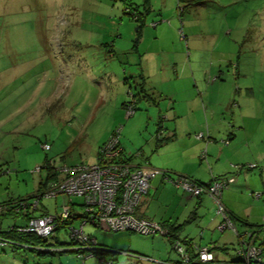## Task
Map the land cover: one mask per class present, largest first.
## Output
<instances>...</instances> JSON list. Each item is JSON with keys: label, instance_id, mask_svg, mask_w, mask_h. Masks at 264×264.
Masks as SVG:
<instances>
[{"label": "rangeland", "instance_id": "374dc122", "mask_svg": "<svg viewBox=\"0 0 264 264\" xmlns=\"http://www.w3.org/2000/svg\"><path fill=\"white\" fill-rule=\"evenodd\" d=\"M143 88L159 105L142 96ZM134 97L136 110L129 116L125 104ZM203 97L209 114L226 117L232 110L223 104L231 99L240 121L243 99L255 98L252 114L258 121H246L249 138L242 130L241 139L262 145L264 0H206L191 6L179 0H0V228L22 224L6 217L2 204L20 199L34 204L48 188L51 170L45 163L60 180L65 166L95 163L100 146L119 131L126 152L143 160L142 150L153 154L159 116L163 126L168 123L171 100L181 102L184 111L197 112L196 98ZM253 153L261 155L254 163L234 167L251 172L255 165L259 181L264 152ZM260 183L264 187V179ZM234 184L224 190V204ZM251 187L253 195L246 189L245 198H238L236 191L231 203L239 212L254 209L263 221L264 201L253 199L259 193L264 199V189ZM68 200L83 213V199L64 195L42 196L35 213L40 216L42 208L60 213ZM214 207L208 221L219 217L218 204ZM80 225V220L73 223ZM84 231L117 252L106 258L120 264H131L126 253L146 259L139 250L149 252L158 237L90 224ZM226 232L238 239L232 230ZM220 234L217 228L215 237ZM70 243L67 229L59 228L45 241L0 244V264H83L67 250ZM171 249L179 256L174 245ZM235 250L224 254L223 264H239ZM84 264L99 263L90 258Z\"/></svg>", "mask_w": 264, "mask_h": 264}, {"label": "crops", "instance_id": "0c3cea01", "mask_svg": "<svg viewBox=\"0 0 264 264\" xmlns=\"http://www.w3.org/2000/svg\"><path fill=\"white\" fill-rule=\"evenodd\" d=\"M205 99V97H203V100L196 98L197 112L190 109L184 111L181 102L174 100L175 104H172L171 100L170 105L172 107L170 109L172 111L167 112V116H165L168 119V123L166 126L162 124L163 135L159 133L161 132L160 130L156 136L154 135V141H151L152 144L148 142V145L150 146L151 144L152 146L151 151L153 154L147 156L142 150L139 156H142L143 160L138 161L135 156L129 155L130 153L128 154L124 149L125 153L129 155L130 163L133 166L168 171L170 177L185 175L197 181L209 183L214 179L219 180L235 176L236 187L234 188L236 190L233 188L227 193V200L225 199L227 203L225 204L223 203L224 199H222L225 196L223 191L221 202L230 214L238 218L234 219L236 225L243 231H251V225L259 226L264 223V220L260 221L263 216L254 215V209L249 212H239L233 207L231 202L236 191L240 194L238 198H245L243 193L246 189L251 191V195L254 194L251 186L261 190V193L264 189L261 186L262 183H260L264 178L258 181V177L254 173V170L259 168H250L251 172H249L247 168L237 169L234 167L254 163L261 156L254 155L253 152L255 150L264 152V142L262 145L258 142L252 144V139L250 141L241 139L242 130L246 131V136L249 138L246 130L248 128L246 121H258L255 115L252 114V103L255 104V98H242L244 101L239 111L241 121L238 119L235 109H232V107L235 108V105L231 99L223 104L224 109L232 110L228 117L225 114H209ZM148 100L154 105H159L158 101L151 99V97ZM246 105L247 109H245ZM248 105H250V109ZM157 124L158 131L160 126L159 119ZM260 124L264 126V123L260 122ZM197 133H203V139H197L194 136ZM160 134L162 135L161 138H165L166 141L161 143L157 141V137ZM256 145L258 146L256 147ZM261 177H264V174ZM253 200L254 202L264 201L263 197ZM215 203L218 204L213 197L206 194L199 197L187 194L172 183L167 182L164 175L157 173L151 182L148 194L138 208L137 215L160 223L164 227L165 232L161 235H150L158 237L152 240L153 247L149 252H144L145 254H143L144 249L139 250L137 248V250L141 251L140 255H143L146 259L140 260L125 255L128 258L127 260H130L131 264H182L181 257L175 253L174 255L172 254L174 250L171 249V246L174 242L173 239H175L186 245L189 253L195 250V247L212 248L214 260L210 264L227 263L224 262V258H226L224 254L229 255L231 247L234 248L236 246L239 248L240 245L238 244H240V241L235 235H228L226 231L229 230L227 229L221 231L220 236L215 237V230L222 222L221 216L218 214L219 217L210 219V221L207 220L210 212L215 209ZM193 223L196 225H193ZM257 243L264 245V236L260 237V233L257 236ZM98 244L101 246L100 243ZM103 247L109 253L114 252L109 246ZM236 252L237 250H235L234 254ZM234 258V262L248 264L238 254ZM95 259L99 263V259ZM115 262L120 264L117 260Z\"/></svg>", "mask_w": 264, "mask_h": 264}, {"label": "built area", "instance_id": "2783aa9c", "mask_svg": "<svg viewBox=\"0 0 264 264\" xmlns=\"http://www.w3.org/2000/svg\"><path fill=\"white\" fill-rule=\"evenodd\" d=\"M127 107L130 116L136 110L135 97L133 102H128ZM120 137V131L114 133L110 140L99 148L95 163L65 166L60 169L62 173L60 180L51 184L41 195L37 196L36 203L30 204L31 209L37 211L42 196L57 198L59 195H64L68 198L83 199L81 225L75 227L71 224L66 227L70 238L78 244L75 251L83 264L87 259L94 257L95 250L103 249L96 239L84 231V227L88 224L106 231H130L145 236L165 232L160 223L137 215L138 208L148 194L151 182L157 173L164 175L167 182L191 196L199 197L206 194L213 197L219 205L217 213L222 217L218 228L221 231L232 230L240 241L237 254L248 264H264V246L257 243L255 239L257 233L238 230L231 214L221 202L223 191L236 182L235 176L214 179L211 183L202 185L189 176L170 177L164 171L133 166L124 161V150ZM203 137V133L196 136L197 139H203ZM43 148L49 150L50 146L44 144ZM251 167L253 169L255 165ZM259 196V194L256 195L257 198ZM4 210L6 211L5 208ZM71 210V200H68L60 213L47 212L40 216L36 215L28 221L27 225L19 227L18 231L43 238L49 237L57 231L63 221L70 219ZM260 230H264V224L261 225ZM0 244L5 246L8 241L0 240ZM173 245L181 257L182 264H197V262L208 264L214 260V254L209 247H195L198 257L192 261L186 245L180 240H175ZM126 255L136 257V254L126 253ZM99 264H114V262L102 261Z\"/></svg>", "mask_w": 264, "mask_h": 264}, {"label": "trees", "instance_id": "16d2710c", "mask_svg": "<svg viewBox=\"0 0 264 264\" xmlns=\"http://www.w3.org/2000/svg\"><path fill=\"white\" fill-rule=\"evenodd\" d=\"M205 1L206 0H179L180 3L183 2V3H185L188 6H191L194 3H197V4L203 3ZM138 19H140V17ZM141 93H143V95H142L143 97H147L148 96V97H151V99L155 100L154 97H152L151 95H149V94L146 93L145 88L141 89ZM136 96H139V94L136 95ZM127 105H128V103L126 102L125 107H127ZM162 123H163V118L160 117L159 118V125L160 126H159V130L157 131V134L162 129ZM161 136L162 135H160V136L157 137V139H158L157 141H159V143L166 141V139L165 138H161ZM120 141H121V139H120ZM123 150H124V148H123ZM123 153H124V155H123L124 156V161L127 162V163H130L129 155H127L125 153V150H124ZM45 167L49 168L51 170V172H50V174L47 177L46 184L45 183H42L41 184L40 190H39L40 192L45 187H49L50 186V182L56 183L57 181H59V177L57 176L56 171H53L52 170L53 168L50 167V164L49 163H45ZM164 173L168 175V171H164ZM51 179H52V181H50ZM197 182L199 184H202V185H207V184L211 183V182H209V183H203V182H200V181H197ZM53 183H51V184H53ZM44 184H45V187L43 188V185ZM28 200L29 199H20V200H14L13 202L12 201L5 202L4 204H2L4 206L3 208L6 209V211H4V215L6 217L7 216L13 217L12 219H15V220L16 219L20 220L21 223H22V225L20 227H24L25 225H27L28 221L31 218H33L34 216H36L35 210H32L31 209L30 203H29L30 200L29 201ZM71 204H72V210H71V214H70V219H68L66 221H63L62 225H60V227H58V229L59 228H66L67 226L73 224L75 221H78V220L81 221V218L83 217V214L82 213H79L77 211V209L75 207L76 204H74L73 202H71ZM40 210L42 211L41 214H44V213H47L48 212V211H46L45 208H42ZM231 217L233 219H235V220L237 218V217L235 218L234 215H232V214H231ZM251 226H252V229L253 228H257L256 230H253V232H256L257 233V236H258L259 233L264 232V230H260L261 225H259V226L258 225H255V226L254 225H251ZM17 227L19 228V226L14 225L13 227L8 228L7 230H2L0 228V240H2V241H8V244H11L12 243V245H15L14 244V241L21 242V243L31 244V243H34V242H37V241H40L41 242V241H45L46 240V238L40 237V236L35 235V234L20 232V231H18V228ZM77 245L78 244L71 239V243L68 245L69 248L67 250L74 251V252L77 253V251H75V248H76ZM210 250L212 251V248H210ZM44 251H41V253H49V251H47V250L45 252ZM94 253H95L94 254V257L99 259V263L102 262V261H104L106 263H108L109 261H113L114 264H116L115 260H113V259H107L105 257L107 255V253H109V252H107V249L100 248V249L95 250ZM190 253H191L190 256L192 258V261H195V259L198 257V255L196 253V250H193ZM197 264H203V263L197 262ZM208 264H210V263H208Z\"/></svg>", "mask_w": 264, "mask_h": 264}]
</instances>
